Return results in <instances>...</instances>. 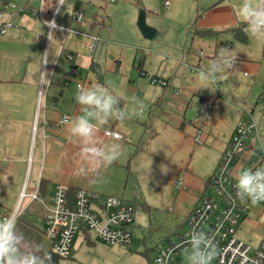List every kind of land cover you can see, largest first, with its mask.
Returning a JSON list of instances; mask_svg holds the SVG:
<instances>
[{"label": "rangeland", "instance_id": "rangeland-1", "mask_svg": "<svg viewBox=\"0 0 264 264\" xmlns=\"http://www.w3.org/2000/svg\"><path fill=\"white\" fill-rule=\"evenodd\" d=\"M241 2L242 0H62L58 10V23L62 17L72 19L77 7L83 13L84 21L95 22L101 29V40L95 57L92 61L89 60V65L82 66L76 75L68 73L64 79L65 73H59L58 69L55 80L61 84L60 91L63 90L64 97L54 94V97L61 98L59 105L56 102L55 110L63 115L71 114L76 108V113H81L82 106L76 100L80 90L77 83L82 87L99 83L120 95V107L129 113V118H112L98 126L93 143L121 145V155L107 167L99 159L90 158L85 153L83 145L88 141H81L75 136L63 138L59 134L56 137L50 134L57 140L52 142L49 136L47 138L49 142L43 175L53 181L70 179L74 187L87 192L123 198L135 203L138 211L134 239L129 247L108 244L90 232L95 243L93 246L84 244L74 257L59 258L55 264H150L164 237L180 225L192 203L202 194L205 177L214 166L213 160L225 148L224 135L235 120L232 118L243 111L246 115L252 114L260 134V142L257 141L255 153L249 159L259 167H264V37H255L246 29L248 38L247 41H242L226 30L230 26L209 28L215 31L211 37L194 31L201 20L209 19L215 21L210 23L219 25V19L223 16L218 15V12L225 7L232 13H223L227 16L223 20L225 23H232L229 21L231 18L242 23ZM142 8L146 12L147 24L156 30L152 39L145 38L138 26ZM211 8H218L219 11L211 14ZM40 15L48 20L52 18L42 10L41 14L37 10L36 18L40 20V24H43ZM200 17L202 18L199 19ZM107 27H111V33H108ZM49 28L45 26L44 33L48 34ZM230 41V50L237 54V60L233 69L226 70L224 78L216 82L218 90L216 83L209 84L196 76L195 81L201 84L197 86L196 96L192 97L186 113L178 111L195 124L190 128L191 134L185 141L180 136L178 127L162 113V110L170 112L175 105L169 94L168 97L164 96V88L157 83L160 84V81L173 75L179 62L190 60L207 67L221 49L227 48L222 42ZM1 43L3 42L0 41V46ZM19 53L25 52L0 47V179L6 169L4 166L7 165L2 162L3 158L9 162L16 160V165L23 168L19 170L25 173V180L33 183L40 173L43 157L45 140L42 138L41 124L36 121L27 124L25 117L29 114L25 115L24 110L30 113V108L33 109L34 106L15 105L14 100L20 86L4 82L17 75L21 76L20 80L34 79L35 73L27 71L23 74L15 69L20 62L24 63L25 59L28 61V58L23 59ZM29 58L34 60V67L41 64L43 69L44 57L39 59V63L35 61V57ZM46 62L47 69L51 71L52 57H47ZM60 64L62 72L70 71L73 65L65 58ZM141 66L146 76L139 74L137 68ZM131 78L134 80L130 81ZM49 79L50 76L43 85ZM152 80H156V85ZM66 81L69 85H66ZM194 84L196 83L188 85ZM41 88L42 83L40 91ZM44 90L43 86V91L37 92L36 107L39 109L40 123L43 122L40 108L47 97ZM32 91L33 87L30 85L25 92L22 91V97H31ZM219 92L222 96L217 98ZM208 105H213L214 117L219 115V119L210 127L203 125L202 118H198L201 108ZM18 114L20 117L17 119ZM77 116L78 114L75 117ZM223 119H227V129L226 120ZM67 126L70 128V124ZM105 130L117 132L122 137L116 139L106 136ZM200 130L202 145L195 140ZM250 145H253V140ZM25 156H31L32 160L23 163ZM178 182L181 184L179 188L176 186ZM145 205L149 206L148 210L144 209ZM248 208V213L238 223L237 238L257 247L264 238V201L256 204L250 202ZM79 236L80 234L76 235V241H79Z\"/></svg>", "mask_w": 264, "mask_h": 264}, {"label": "crops", "instance_id": "crops-1", "mask_svg": "<svg viewBox=\"0 0 264 264\" xmlns=\"http://www.w3.org/2000/svg\"><path fill=\"white\" fill-rule=\"evenodd\" d=\"M111 1V0H110ZM7 2H14L16 3L18 7V14H7L5 16V20L11 21L16 26L12 28H8L5 33H1V30L3 29V23L4 20L0 19V35L3 43L0 46L1 48L7 50L8 48L16 50V51H23L25 53L21 54L23 59L28 58V61L26 62V59L24 63H21L15 67L17 71L22 72L23 74L29 71V73H35L34 79H28L23 80L19 79L21 76L17 75V77H10L6 79L4 82L7 85L11 84H18L19 92L17 93V96L14 100L15 105L19 107H23L26 104H31L34 106V108H30V113L27 112V110H24V114L28 115L25 117V120L28 125L32 124V122L36 121L37 124H41L42 128V138L45 140L43 142V157L40 165V173L38 177L34 180L33 183H28L25 180V173L21 172L19 169L23 170V168H19L16 163V160H12V162H9L7 159H1L2 162L6 163L7 165L4 166L5 171L4 174H2V179H0V209L7 212V214L15 215V218L17 219V227L18 229L24 234L25 236V242L23 243V250L25 252H32L37 251L41 256L45 257V264H52L48 263L46 261V258L50 252H52V241L49 238V236L45 233V217L48 213V208L51 206V200H52V194L53 189L57 184H66L69 185L71 188H77L74 187L70 181V179L67 181V179H63L64 181H53L50 178H46L43 175L44 171V164L46 159V152L48 149V136L52 134L53 137L58 136L67 138L71 136L74 137L71 132L69 124H71L72 118L76 116V114L81 115L82 112L76 113V108L73 109L71 114H63L67 115L70 119V122L68 123H61L62 119V113L59 111L57 112L55 110L56 105L60 104L61 98L54 97V94L57 93L64 97L63 90L61 89V84L58 83L55 80V75L58 73L63 74L65 73L64 79L66 78V75L68 73L76 75L80 68L84 65H89V60L92 61L93 58H91V54L89 52V46L92 43L91 38L88 36L98 35L101 38V29L94 24L95 22H91L89 20L77 22L74 19V14L72 16V19L70 17H62L59 20V4L57 3L58 0H0V11H8L5 9L3 3ZM61 3L62 0H59ZM114 2V1H111ZM44 9H41V8ZM75 12H81L79 11L77 7ZM38 12L41 14V10L46 14V16H49L52 20L48 18H44L41 15V21L43 24H40V20L36 18V13ZM61 10V9H60ZM219 11L218 8L210 10L212 12L211 14H217ZM230 10L228 8H223V10H220L218 12V15L223 16L220 18L219 25H216V23H210L215 21L207 20H201L200 23L196 24L195 28H198L199 30L197 33L200 35H204L206 37H211V34H204L201 33L202 30H212L209 29L211 27L218 26L219 28H223L224 26H230L227 29L231 27H238L241 23H239V20L231 18L229 21L232 22L230 24L225 23L223 20L224 17H227L226 14L230 13ZM58 12V13H57ZM74 12V11H73ZM74 12V13H75ZM226 13V14H223ZM232 15V13H230ZM84 17V16H83ZM106 18V17H105ZM200 17L199 19H201ZM51 20V21H50ZM241 22V21H240ZM244 22V21H243ZM51 23L55 24V27H51ZM45 26H49L48 34L47 32L44 33ZM66 29H69L66 31ZM247 29V27H246ZM245 29L246 35L247 31ZM106 30L108 33H111V27H107ZM106 32V31H105ZM103 32V33H105ZM215 32V31H214ZM215 34V33H214ZM213 34V35H214ZM217 35V34H216ZM223 35V34H219ZM238 38V37H237ZM248 38V36H247ZM240 39V38H238ZM242 40V39H240ZM242 41H247L242 40ZM227 49L232 48V42H222ZM229 44V45H228ZM217 45V44H216ZM48 53V59L52 57V74L50 75L49 82L43 85L45 87L44 95L47 94V97L43 100L40 113L43 114V122L40 123L38 119L39 109L36 107L37 102V92H40V84L41 79L39 73L42 70V65L38 64L36 67H34V60L30 59L29 56L35 57L38 63L41 62L43 58V53ZM68 55L72 56V59L69 58ZM95 57V56H94ZM65 58L69 62H71L73 65L70 67V71H64L62 72L61 67V61ZM245 59H243L244 61ZM24 64V66H23ZM23 66V67H22ZM22 67V68H21ZM202 64L198 63H192L189 61H183L179 62V67L177 70L174 71V74L171 76H168V78L165 80L167 82V85H162L161 83H157L160 85V87L164 88V96H171L172 103L175 105L170 112H165L162 110V113L167 117L168 121H172L174 125L178 127V131L181 134L180 136L186 141L188 140L191 131L190 128L192 126H195L193 120L187 119L185 115H181V113H186L188 111L190 102L193 100L192 97L196 96V93L198 92V87L201 85L199 82L195 81V77L197 76L198 71L202 68ZM64 69V67H63ZM97 70V67H95ZM139 71V74L142 76H146L142 71V66L140 68H137ZM53 78V80H51ZM134 79H130V81H133ZM47 82V81H45ZM68 81H66L67 83ZM159 82V81H158ZM193 86H189L190 83L193 84ZM23 84V87H22ZM44 84V82H43ZM80 83H77V86ZM156 85V83H153ZM30 85L33 87L32 95L31 97L24 98L22 97L23 92H25ZM69 85V82H68ZM217 90H218V84H215ZM23 88V90H21ZM37 88L39 89L37 91ZM60 91V92H58ZM174 92V93H173ZM176 92V93H175ZM169 94V95H168ZM222 96L221 92L218 93L217 98H220ZM190 97V98H189ZM41 98V96H40ZM39 98V99H40ZM57 102V104H56ZM216 102V100H215ZM56 104V105H55ZM55 106V108H54ZM203 106L200 111L199 119L202 118L203 122L202 124L210 127L213 126L216 121L219 119V115L217 114L216 117L213 116L215 113L213 109V105ZM180 111L181 113H179ZM246 113V112H245ZM244 113V111L237 117H233L232 119H235L232 123V125L228 129V133L224 135V146L227 147L229 140L235 131L238 123L243 119L246 118L247 115ZM22 114V113H20ZM17 119L20 117V115H16ZM22 116V115H21ZM225 129L228 128L227 119ZM63 126V127H62ZM62 127V128H61ZM59 132H58V131ZM38 131V128H37ZM106 131V130H105ZM54 132H57V134ZM200 134V142L202 145L201 140V130L198 132ZM198 135V134H197ZM195 136V140L196 137ZM50 137V140L56 142V138ZM7 135L4 136L6 138ZM70 138V139H72ZM118 139V138H116ZM34 141V139H33ZM254 140V146H257V141ZM198 142V141H196ZM260 142V140H259ZM71 145V143H68ZM56 145V144H55ZM73 146V145H71ZM225 148L219 153L213 160V168L209 175L205 177L204 183H203V189L202 194L204 193V187L206 180L210 177V175L213 173L214 169L218 165V162L220 160V157L225 150ZM18 152V150L16 149ZM54 153H55V146H54ZM23 163L27 162V160L30 162L32 160V157H24ZM10 163V164H8ZM1 167V166H0ZM19 170V172L17 171ZM68 174V173H67ZM68 178V176H65ZM40 188V194L42 198L45 200V204H43L39 200H31L30 198H24L21 199V194L26 188L28 192L34 191L37 187ZM98 194V193H97ZM202 194L192 203L189 212L192 210L193 206L197 202V200L202 196ZM104 196H111V195H104ZM188 213H186L187 215ZM186 215L184 217H186ZM79 241L74 240L73 244V254L74 257L75 254L79 251V249L84 245L93 246L95 243L92 240V237L90 233L88 232H81L79 233ZM76 238V237H75Z\"/></svg>", "mask_w": 264, "mask_h": 264}, {"label": "built area", "instance_id": "built-area-1", "mask_svg": "<svg viewBox=\"0 0 264 264\" xmlns=\"http://www.w3.org/2000/svg\"><path fill=\"white\" fill-rule=\"evenodd\" d=\"M4 7L8 11H0V19L4 20L2 33L16 26L5 20V16L18 14L19 10L14 2H8ZM74 19L77 22L83 21V13L75 12ZM50 25L55 27L54 23ZM88 36L92 40L89 49L93 58L101 38L98 35ZM200 55L203 56L202 53ZM68 56L72 59L71 55ZM152 83H156V80H152ZM160 83L167 85L165 81ZM78 88L81 89L82 85L78 84ZM68 122L69 117L63 115L61 123ZM105 135L122 137L112 130H106ZM251 140L253 144L254 140L259 141L260 134L252 114L248 113L247 117L238 123L218 165L205 182L204 193L187 214L184 224L167 233L150 264H186L184 249L189 246L187 241L194 229H203L214 237L217 254L212 264H264V238L257 247L237 238L238 223L240 218L248 213V203L251 200H241L237 197L236 176L242 168L259 167L249 159L255 153V146L250 145ZM196 141L201 143L200 134L197 135ZM180 185L178 182L177 188ZM27 197L46 203L40 194L39 186L30 192L25 188L21 199ZM137 211L135 203L123 198L57 184L45 217V233L52 241V252L62 258L72 256L75 237L81 232H92L108 244L127 248L134 239ZM9 216L11 215L0 209V220Z\"/></svg>", "mask_w": 264, "mask_h": 264}, {"label": "clouds", "instance_id": "clouds-1", "mask_svg": "<svg viewBox=\"0 0 264 264\" xmlns=\"http://www.w3.org/2000/svg\"><path fill=\"white\" fill-rule=\"evenodd\" d=\"M62 5L59 0L57 2ZM41 9H44L43 7ZM240 15L247 25V30L255 37H264V0H242ZM45 62L40 73L43 82L53 73L46 67L48 53L42 54ZM237 54L230 49H221L207 67H202L198 79L214 84L224 78L226 70L233 69ZM120 95L109 91L104 85L95 83L82 87L76 97L82 106V114L75 117L70 124V132L81 141L85 153L94 159H99L103 165L110 166L121 155V145L118 143H93L98 133V126L107 123L112 118L126 119L129 113L120 107ZM237 197L241 200H251L253 204L264 201V167L242 168L236 176ZM24 234L17 227V219L9 216L0 220V264H45V257L37 251L25 252ZM184 249L186 264H212L217 254L214 237L203 229H194Z\"/></svg>", "mask_w": 264, "mask_h": 264}, {"label": "trees", "instance_id": "trees-1", "mask_svg": "<svg viewBox=\"0 0 264 264\" xmlns=\"http://www.w3.org/2000/svg\"><path fill=\"white\" fill-rule=\"evenodd\" d=\"M8 3V2H7ZM3 4H6V2L5 3H3ZM14 24V23H13ZM15 25V24H14ZM246 27H247V25H246V23L245 22H242L238 27H231V28H229V29H227V30H229V31H231L236 37H238V38H240V39H242V40H246L247 39V35H246V32H245V29H246ZM198 28H195L194 29V31H195V33H197L199 30H197ZM200 32V31H199ZM2 33V32H1ZM201 33H204V34H211V35H213L215 32L213 31V30H207V29H204V30H202L201 31ZM229 45V44H228ZM89 52H90V49H89ZM91 54V53H90ZM92 58V57H91ZM94 58V57H93ZM144 209L146 210H148L149 209V206H147V205H145L144 206ZM7 213V212H6ZM186 217H187V215H186ZM186 217H184V220L180 223V225L177 227V228H180L183 224H184V222H185V220H186ZM176 229V228H175ZM59 258H62V257H60V256H57L55 253H53V252H50L49 254H48V256H47V258H46V261L48 262V263H52V264H55V263H57L58 262V260H59Z\"/></svg>", "mask_w": 264, "mask_h": 264}, {"label": "water", "instance_id": "water-1", "mask_svg": "<svg viewBox=\"0 0 264 264\" xmlns=\"http://www.w3.org/2000/svg\"><path fill=\"white\" fill-rule=\"evenodd\" d=\"M138 26H139V28H140V30H141V32L145 38L152 39L155 37L156 30L147 24L146 12L143 8L139 12Z\"/></svg>", "mask_w": 264, "mask_h": 264}]
</instances>
